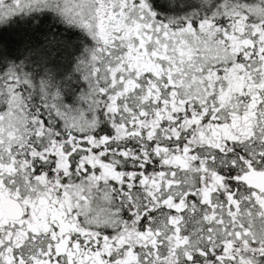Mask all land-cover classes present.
<instances>
[{
	"label": "snow or ice",
	"instance_id": "6c2138e0",
	"mask_svg": "<svg viewBox=\"0 0 264 264\" xmlns=\"http://www.w3.org/2000/svg\"><path fill=\"white\" fill-rule=\"evenodd\" d=\"M0 264H264V0H0Z\"/></svg>",
	"mask_w": 264,
	"mask_h": 264
}]
</instances>
